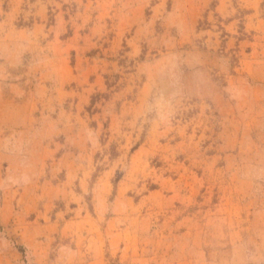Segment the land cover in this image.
Here are the masks:
<instances>
[{
	"label": "rangeland",
	"instance_id": "rangeland-1",
	"mask_svg": "<svg viewBox=\"0 0 264 264\" xmlns=\"http://www.w3.org/2000/svg\"><path fill=\"white\" fill-rule=\"evenodd\" d=\"M0 264H264V0H0Z\"/></svg>",
	"mask_w": 264,
	"mask_h": 264
}]
</instances>
